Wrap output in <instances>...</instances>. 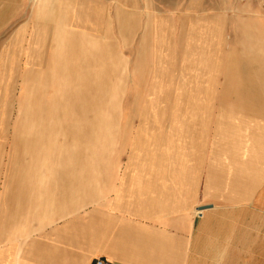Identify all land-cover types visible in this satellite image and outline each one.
<instances>
[{"label": "rangeland", "instance_id": "obj_1", "mask_svg": "<svg viewBox=\"0 0 264 264\" xmlns=\"http://www.w3.org/2000/svg\"><path fill=\"white\" fill-rule=\"evenodd\" d=\"M63 4L23 0L0 35V264H25L28 243H53L76 214L107 210L126 181L147 177L149 186L156 165H200V180H237L239 192L253 175L249 154L218 150L216 117L231 110L216 100L226 81L227 100L246 99L242 82L264 85V38L238 46L255 60H196L117 26L85 29ZM249 119L250 130L264 129V116Z\"/></svg>", "mask_w": 264, "mask_h": 264}, {"label": "crops", "instance_id": "obj_2", "mask_svg": "<svg viewBox=\"0 0 264 264\" xmlns=\"http://www.w3.org/2000/svg\"><path fill=\"white\" fill-rule=\"evenodd\" d=\"M63 1L69 20L85 29L117 26L122 37L138 36L142 44L153 37L174 54L179 47L189 49L198 54L196 60H255L242 56L238 46L249 48V37L264 38V0ZM20 2L23 5V0H0L1 36L3 31L7 35ZM130 23L133 26L127 27ZM13 39L12 31L6 44ZM197 46L202 50L195 52ZM207 52L213 56L206 57ZM12 58L6 52L5 60ZM242 83L248 89L245 100H227L222 92L232 84L222 85L218 109L228 106L231 111L223 116L219 110L215 131L219 151L249 154L246 167L253 175L240 192L237 180L228 186L211 178L200 180V165H156L149 186H144L147 177L126 181L107 210L76 214L54 229L53 243L39 239L25 245V264H94L98 259L106 264H264V129L256 132L245 123L251 116H264V85L254 79ZM235 108L248 109L251 116ZM237 117L241 125L235 124ZM202 206L209 207L199 210Z\"/></svg>", "mask_w": 264, "mask_h": 264}, {"label": "built area", "instance_id": "obj_3", "mask_svg": "<svg viewBox=\"0 0 264 264\" xmlns=\"http://www.w3.org/2000/svg\"><path fill=\"white\" fill-rule=\"evenodd\" d=\"M262 7L264 8V2L262 3ZM94 264H106L105 261L101 260V259H98L95 261Z\"/></svg>", "mask_w": 264, "mask_h": 264}, {"label": "water", "instance_id": "obj_4", "mask_svg": "<svg viewBox=\"0 0 264 264\" xmlns=\"http://www.w3.org/2000/svg\"><path fill=\"white\" fill-rule=\"evenodd\" d=\"M209 206H202L199 208V210H204L205 208H208Z\"/></svg>", "mask_w": 264, "mask_h": 264}]
</instances>
